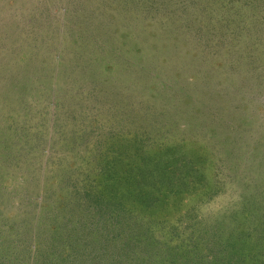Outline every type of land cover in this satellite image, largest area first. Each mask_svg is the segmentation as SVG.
Listing matches in <instances>:
<instances>
[{
	"label": "rangeland",
	"instance_id": "1",
	"mask_svg": "<svg viewBox=\"0 0 264 264\" xmlns=\"http://www.w3.org/2000/svg\"><path fill=\"white\" fill-rule=\"evenodd\" d=\"M261 215L264 0H0V264H264Z\"/></svg>",
	"mask_w": 264,
	"mask_h": 264
},
{
	"label": "trees",
	"instance_id": "2",
	"mask_svg": "<svg viewBox=\"0 0 264 264\" xmlns=\"http://www.w3.org/2000/svg\"><path fill=\"white\" fill-rule=\"evenodd\" d=\"M102 194L104 196H107V197L109 196L108 194H104V193H102ZM250 211L251 210H249V212ZM252 212H254V211H252ZM251 223L253 224L252 233L254 232V230H255V232H261V233L264 232V215H261V217H259V216L256 217V219L253 220ZM246 232L247 231H245V229H243L241 227L238 228L237 233L238 234L241 233L240 235L243 238H239L240 244L237 245V247L235 246L236 244H234L235 248H237L239 251H244V254H246V253L247 254H253L252 251H255L256 249H258V251L262 254L264 252V234L261 235V239L259 241H251V238L253 235H247ZM243 234H245V236H243ZM235 235H234V239H236ZM246 243H250V245H247ZM201 247L200 248L196 247V249L199 251L198 254L190 256V254L186 253L187 257L190 256V257L195 258L198 256L204 257L205 254L208 255V252L206 251V249L204 247H202V248ZM175 251H169V253L171 252V255L173 256V255H176ZM143 254L148 255L147 257H149L151 255V257L147 258V261L146 260L140 261L139 259L142 258ZM233 254H235V253H233ZM134 256L138 260H133L132 258H130V263H128V264H156V261L157 260L161 261V259H163V260L167 259L164 261L171 262L170 260H168L171 257L168 254H162L161 252H156L155 250H152V252H151V249H148L146 251L145 250L138 251L137 254ZM212 256H213L212 257L213 259L215 258V260H218V261H221V259H222V258H216L217 255L215 256V254H212ZM227 259H230V257H227ZM131 260H133V261H131ZM149 260H151V261H149ZM75 261L77 262V260H75ZM98 264H102V262H100ZM220 264H227V263L221 261Z\"/></svg>",
	"mask_w": 264,
	"mask_h": 264
}]
</instances>
